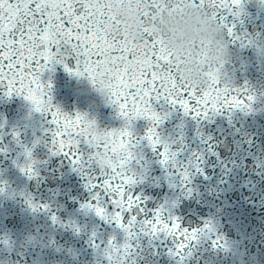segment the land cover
<instances>
[{
	"label": "snow or ice",
	"instance_id": "6c2138e0",
	"mask_svg": "<svg viewBox=\"0 0 264 264\" xmlns=\"http://www.w3.org/2000/svg\"><path fill=\"white\" fill-rule=\"evenodd\" d=\"M197 3L212 9L232 45L251 44L244 39V32L235 30V24L226 22L228 14L240 17L245 0H197ZM112 8V0H0V87L7 89L8 96H23L35 112L49 116L52 127L44 129L51 134L49 151L52 155L67 156L75 166L73 170L87 177L84 187L89 192L94 190L91 199L95 203L81 207L93 209L98 217L114 222L125 233L122 244L108 241L105 255L111 264H125L132 256L134 248L129 241L135 239L137 229L145 235L172 237L175 251L169 249V253L179 256L181 261L186 250L188 256L192 255L190 245L201 239L211 240L214 248H227L225 238L211 219L190 229L183 227L175 216L165 218L163 206L153 211V218L140 219L145 207L141 196L132 191L137 180L129 167L135 145L140 141L134 139L129 125L141 117L151 122L142 139L147 140L155 153L162 143L156 128L162 117L153 108V101L178 105L185 115L197 119L223 109L251 112L254 97L247 94L246 88L222 85L217 79L207 87L197 86L183 76L179 61L163 36L153 34L148 27L141 41L113 33L109 23L118 20ZM69 60L73 66H69ZM55 64L63 65L70 75L87 76L93 83H103L107 78L111 89L108 104L116 107L126 125L107 129L108 139L96 142L87 131L86 113L69 115L53 104L51 81H42L41 75ZM81 145L91 150L86 158L79 151ZM24 153L29 162L21 165L20 171L31 178L36 175L33 165L37 162L32 159L30 149L25 148ZM101 153L107 158L101 159ZM159 155L162 167H171L182 182L189 181L188 169L179 167L177 151L164 143ZM189 164L202 172L195 159ZM188 192L190 195L191 189ZM26 202L33 211L41 207L48 210L47 204H33L31 198ZM105 204H110L112 210L108 211ZM51 220L58 223L55 213Z\"/></svg>",
	"mask_w": 264,
	"mask_h": 264
},
{
	"label": "clouds",
	"instance_id": "9594fccd",
	"mask_svg": "<svg viewBox=\"0 0 264 264\" xmlns=\"http://www.w3.org/2000/svg\"><path fill=\"white\" fill-rule=\"evenodd\" d=\"M264 9V0H245ZM112 11L117 23H109L113 33L127 34L130 39H144V29L163 36L179 61L183 76L197 86L207 87L213 79L222 85L235 87L237 75L234 56L238 51L225 38L223 26L217 21L211 8L197 0H112ZM148 12L149 15H145ZM251 41L258 56L264 57V34L251 31L243 33ZM243 48V47H240ZM227 66V67H226ZM77 90L81 94L95 93L99 104H108L111 89L105 82L93 83L87 76H75ZM87 131L96 142L106 140L107 128L96 117H88ZM106 159V154H100Z\"/></svg>",
	"mask_w": 264,
	"mask_h": 264
}]
</instances>
